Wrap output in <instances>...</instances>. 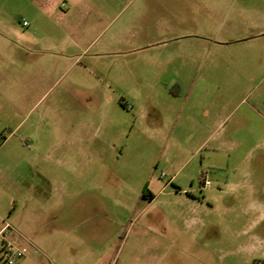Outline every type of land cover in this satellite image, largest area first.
<instances>
[{"label":"rangeland","instance_id":"obj_1","mask_svg":"<svg viewBox=\"0 0 264 264\" xmlns=\"http://www.w3.org/2000/svg\"><path fill=\"white\" fill-rule=\"evenodd\" d=\"M80 2L66 15L60 0H0V179L28 186L18 212L34 218L19 246L35 243L44 264H264L253 202L264 200V166L227 165L234 152H264L246 135L264 131L250 109L264 116V0ZM63 23L79 37L65 39ZM43 79L45 89L22 86ZM182 87L222 118L173 126ZM157 108L169 129L154 128ZM72 121L91 151L68 135ZM90 195L103 198L101 220Z\"/></svg>","mask_w":264,"mask_h":264},{"label":"crops","instance_id":"obj_2","mask_svg":"<svg viewBox=\"0 0 264 264\" xmlns=\"http://www.w3.org/2000/svg\"><path fill=\"white\" fill-rule=\"evenodd\" d=\"M60 1L63 3L62 5H64L65 3L68 5V10L66 12H64L66 15L67 14L68 15L71 14L72 12H74L73 9H76L79 6H81L80 5V3H81L80 0H60ZM73 25L74 24H72V23H70L69 25L67 23L61 24L60 27L63 28V29H66V31H65V33H66L65 39H67V38H71V39H75L76 38L77 39L79 37V33L75 29L77 26L73 27ZM27 27H31V24L29 23L27 25ZM12 31L15 33V31L13 29H12ZM84 34H87V36L90 37L92 34H94V32L89 31V32H86V33L84 32ZM72 37H74V38H72ZM52 43H54V42H52ZM28 74L29 73L25 74L26 77H27ZM44 81H45V79L39 81L37 84H31V85L29 83H25L22 86H23V88H26L28 90H30L31 86H32V89H35V88L45 89L47 84H46V81L45 82ZM182 90L184 91V95L183 96L186 98V103H185V105L183 107V111H182L183 114L185 115V118H184L183 121L175 120L173 122V126L176 125V127H178L180 122H181V125H182V123L184 125V123L187 122V123H189V125H191L189 128L192 127L193 129H195L197 127L198 131L199 130L200 131L204 130L203 127L205 126V124L203 122V119L200 118V117L201 116L207 117L208 115L212 114V111L208 112L206 109H202V102H203L204 97H203V95H202V93L200 91L190 90L188 87H185V89L182 87ZM166 92L169 95V86L166 87ZM9 103L11 105L15 104V103L17 104V102H14L12 100ZM121 106H122L124 112L126 110L127 112H129L131 114L134 113V110L131 108V106H129L128 103H122ZM2 107L3 106L0 103V108H2ZM25 107H28V104H25ZM250 109H251V112L253 114L257 115V117H259L262 120H264V116L261 114V112H260V110L258 108H255V107L251 106ZM221 112H222L221 110H219V111L217 110V111L213 112V114H212L213 119L217 118L218 120H220L222 118V115H220ZM133 116H134L133 117V122H134V125H136L138 123V118L136 117V115H133ZM108 122H110V121L108 120ZM65 126H67L68 129L70 130V132H69L70 134H68V135H71L72 137L74 136V141L75 142H78V141L81 142V150L91 151V146L88 145L87 142H85V140H86L85 137L88 136L87 134L83 133V131H81L76 126V124L73 121L72 122H68L67 124H65ZM153 126H154V128H158V129H160V128L169 129V127L172 126V122H169V119H167V116L165 115L163 110L157 108L155 110V120L153 122ZM250 128H249V130H250ZM246 135H248V138L250 136L249 139H252V140L256 139L258 141L259 140L260 141H264V131L262 133L253 132V128H252L250 133H248ZM191 136H198V135H196V133H194V134H191ZM210 137L206 138V139H202L201 142H199L197 151H199L200 149H204L205 148V145L209 142ZM254 149L255 148L247 149L246 153H244L243 156L235 154L237 152H234V155L230 154V157L227 160L228 167L234 165V167L239 168V167H241L244 164L245 165L246 164H248V165L250 164V165L254 166V165H258L259 161H261L260 166L261 165L264 166V163H263L264 162V152L262 151V152H256L255 153ZM75 152H76V150L72 151V153L70 152L71 153L70 155H72ZM214 152H220V148L217 147ZM193 156H195V155H193ZM193 156H192V158H193ZM210 157H211V155H210ZM218 165H221V164H218ZM257 167H259V165L256 166V168ZM262 167H259V168H262ZM5 171L0 169V174L1 173L3 174ZM244 172L245 173L248 172V169L245 170ZM178 177H179V175L174 176L170 180V182L175 183L177 181ZM202 182L205 183V179H202ZM20 184L21 185L18 184V187L16 189L17 192H16L14 190L15 186H12L9 181H7L5 179H0V231L4 227V222L5 221L11 223V225L13 227V230H12L10 235H11V237H13V240L18 245H22L23 242L26 241V239L24 238L25 237L24 235L28 234V230H29L28 227H30V224L34 222V218L31 219L28 216L25 217V219H22L21 217L23 215V213H22L23 211H21L20 213L18 212L19 204H20L18 193L20 192L22 195H24V193L28 194V191H29L28 186H24L22 183H20ZM89 187L92 190L95 188L92 183L90 184ZM97 188H98V186H97ZM60 189L63 190V193L65 194V193H67L68 186H65V185L61 186ZM75 190H76V188H74L72 190V193L76 194L77 191H75ZM73 196L70 195V197H71L70 200L71 201H69V203L72 204V205L75 204L76 203L75 200L78 199L77 196H75V195H73ZM253 196H255V195H253ZM255 199L256 200L253 201L254 204L256 205L255 210L264 209V200L261 197H259V196L255 197ZM94 202L96 203L97 209H98L95 215H96L97 219L101 220V219H103V217L105 215L104 212H103L104 209L102 208V205H103L102 196L98 195L97 199L95 200L94 196L90 195L88 200L85 202L86 208L88 206L87 203H89L90 205L93 206ZM23 206H24L23 210H25V209H27L29 207L28 199H26V202H25V204ZM32 245H34L35 247H38L35 243L34 244L32 243ZM75 250L76 249H74V251ZM40 251H42V250L40 249L39 252ZM33 254H35V255H31L29 257L26 256L25 258L21 259L18 262V264H44L42 262L41 255H40V257H37L38 253L35 252V251H34ZM71 258H74L73 261L71 262V264H86L82 260H78L75 255L72 256Z\"/></svg>","mask_w":264,"mask_h":264},{"label":"built area","instance_id":"obj_3","mask_svg":"<svg viewBox=\"0 0 264 264\" xmlns=\"http://www.w3.org/2000/svg\"><path fill=\"white\" fill-rule=\"evenodd\" d=\"M28 21H24V26H27ZM205 175V176H204ZM202 179H205V184L210 185L211 182L206 178L208 175L204 174ZM166 174H162L161 178H165ZM170 183V181H169ZM13 230L11 223L5 221L4 227L0 231V264H18V262L25 258L30 252V249H34L38 252L39 249L31 244L32 247L19 246L10 239V234Z\"/></svg>","mask_w":264,"mask_h":264}]
</instances>
